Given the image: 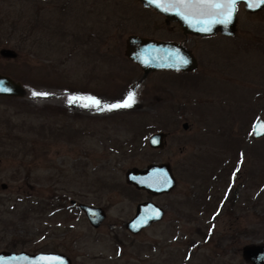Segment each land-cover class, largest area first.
Returning a JSON list of instances; mask_svg holds the SVG:
<instances>
[{"label":"rangeland","instance_id":"1","mask_svg":"<svg viewBox=\"0 0 264 264\" xmlns=\"http://www.w3.org/2000/svg\"><path fill=\"white\" fill-rule=\"evenodd\" d=\"M115 1L0 0V51L16 53L0 56V74L26 91L0 97V251L71 264H250L242 248L264 245V137L251 136L264 120V8L238 10L236 35L207 41L193 74L144 75L124 56L141 10ZM129 93L131 107L108 110ZM159 132L165 145L151 149ZM153 163L169 165L170 193L126 183V171ZM70 200L105 220L92 228ZM142 202L164 216L131 234Z\"/></svg>","mask_w":264,"mask_h":264},{"label":"water","instance_id":"2","mask_svg":"<svg viewBox=\"0 0 264 264\" xmlns=\"http://www.w3.org/2000/svg\"><path fill=\"white\" fill-rule=\"evenodd\" d=\"M144 7L156 9L167 17H175L180 25L186 26V14L192 16L190 21H199L205 35L219 33L226 37H234L237 30V6L244 5L249 14L260 12L264 8L262 0H237L231 17L226 19V10H204L190 8L184 11L183 6H172L174 0H139ZM199 18V19H198ZM0 56L5 59L16 58L12 50L2 49ZM124 56L136 65L144 75L151 72H192L197 68V61L185 48L160 42L150 38L130 36L126 40ZM0 97L22 98L26 91L20 83L0 74ZM187 128V124L183 125ZM166 134L159 132L150 136L148 145L151 149L160 150L165 145ZM254 139L264 137V120L258 119L251 130ZM125 181L136 190H144L153 196L168 194L176 186V179L167 164H150L145 169L132 168L125 173ZM5 188V186H3ZM71 206L76 201H70ZM78 209L92 228H98L106 218V212L100 207L78 204ZM164 211L152 202L137 205L135 215L126 223L131 234H137L151 224L162 220ZM243 259L250 264H264V245L252 244L242 248ZM0 264H71L67 255L56 252L31 254L24 251H0Z\"/></svg>","mask_w":264,"mask_h":264},{"label":"flooded vegetation","instance_id":"3","mask_svg":"<svg viewBox=\"0 0 264 264\" xmlns=\"http://www.w3.org/2000/svg\"><path fill=\"white\" fill-rule=\"evenodd\" d=\"M119 1L121 2L132 1L139 7V10H141V16L138 15L137 18L130 19L131 21L134 20V22L139 24L138 27L140 26L142 28V30L136 32L134 36L150 38V39H154L160 42H165V43H170V44L181 46L185 48L187 51H189L197 61V68L192 72H169V73L181 74L182 76H189L193 74L199 67V63H198L196 56L198 53L201 52V49L203 48L204 44L207 41L214 39V38H219V36L224 37V38H232V37L223 36L219 33L208 35V36L205 35L204 31H202L200 20L190 21V19H192V16L189 14L185 15V18L187 20V25L184 27L180 25L178 21L174 20L175 17H173L174 18L173 19L170 16L167 17L163 15L161 12H159L156 9L144 7L139 0H116L115 5L119 3ZM241 8H244L243 4L238 5V10H240ZM183 10L185 12L190 11V8L183 7ZM237 19H238V14H237ZM237 27H238V22H237ZM142 31H145V33H142ZM140 191H143L149 194L148 192L144 190H140ZM70 201H73V200H70ZM78 204L80 203L76 202L75 206H77Z\"/></svg>","mask_w":264,"mask_h":264},{"label":"snow or ice","instance_id":"4","mask_svg":"<svg viewBox=\"0 0 264 264\" xmlns=\"http://www.w3.org/2000/svg\"><path fill=\"white\" fill-rule=\"evenodd\" d=\"M237 0H174L172 6L179 7L183 6L185 8H194V9H200L201 11L204 10H215V9H224L226 10V19L225 22H227V19L231 17L232 10L235 7ZM264 2V0H262ZM3 89H0L2 91ZM34 96H48V93H40V92H34ZM77 99H81L80 97L76 96H69L68 97V103L72 104ZM93 105L96 107H100V101L95 100L94 98L89 97L88 98ZM134 102V96L132 93H129L127 98L122 102L118 104H111L107 105L106 107L108 110L114 109V108H127L131 107L132 103ZM85 107H88L89 105H84Z\"/></svg>","mask_w":264,"mask_h":264},{"label":"trees","instance_id":"5","mask_svg":"<svg viewBox=\"0 0 264 264\" xmlns=\"http://www.w3.org/2000/svg\"><path fill=\"white\" fill-rule=\"evenodd\" d=\"M217 176H219V174H217ZM263 192H264V186H263ZM235 195V194H234ZM236 196V195H235ZM261 199L259 198V200L257 201V204L260 205ZM234 201L229 199V205H228V209H232V207L234 206Z\"/></svg>","mask_w":264,"mask_h":264}]
</instances>
